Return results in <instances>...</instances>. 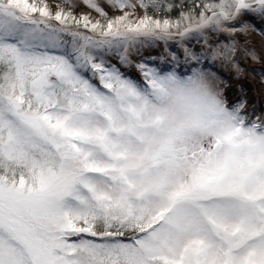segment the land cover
Here are the masks:
<instances>
[{
	"label": "snow or ice",
	"instance_id": "1",
	"mask_svg": "<svg viewBox=\"0 0 264 264\" xmlns=\"http://www.w3.org/2000/svg\"><path fill=\"white\" fill-rule=\"evenodd\" d=\"M241 61L264 0H0V264H264Z\"/></svg>",
	"mask_w": 264,
	"mask_h": 264
},
{
	"label": "rangeland",
	"instance_id": "2",
	"mask_svg": "<svg viewBox=\"0 0 264 264\" xmlns=\"http://www.w3.org/2000/svg\"><path fill=\"white\" fill-rule=\"evenodd\" d=\"M250 40L257 53H260L262 43L261 37L259 35H253L250 37ZM147 54H156V50ZM241 63L246 68V70L255 71L253 72L252 77L246 75L238 80L233 79L232 87L228 91V99L233 103L240 99H245L247 101V107L249 110H254L257 112L264 111V86H261L260 75L257 74L259 70L264 69V65L252 63L250 61H241ZM237 87L244 89L243 95L237 92Z\"/></svg>",
	"mask_w": 264,
	"mask_h": 264
},
{
	"label": "trees",
	"instance_id": "3",
	"mask_svg": "<svg viewBox=\"0 0 264 264\" xmlns=\"http://www.w3.org/2000/svg\"><path fill=\"white\" fill-rule=\"evenodd\" d=\"M176 13L174 12L173 15H175Z\"/></svg>",
	"mask_w": 264,
	"mask_h": 264
}]
</instances>
